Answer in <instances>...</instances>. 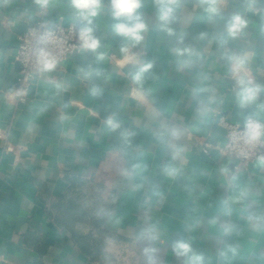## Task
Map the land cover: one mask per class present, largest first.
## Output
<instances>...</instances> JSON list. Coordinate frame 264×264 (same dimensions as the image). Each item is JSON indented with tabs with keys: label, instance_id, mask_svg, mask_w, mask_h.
Returning a JSON list of instances; mask_svg holds the SVG:
<instances>
[{
	"label": "crops",
	"instance_id": "1",
	"mask_svg": "<svg viewBox=\"0 0 264 264\" xmlns=\"http://www.w3.org/2000/svg\"><path fill=\"white\" fill-rule=\"evenodd\" d=\"M100 2V47L69 55L18 102L17 36L39 20L88 22L71 0H0V264H180V239L202 264H264V159L246 171L206 151L227 140L220 117L264 121V90L242 107L237 82L264 88V0H216L215 14L176 0L166 23L157 0H141L136 45ZM234 15L248 25L230 38Z\"/></svg>",
	"mask_w": 264,
	"mask_h": 264
},
{
	"label": "clouds",
	"instance_id": "2",
	"mask_svg": "<svg viewBox=\"0 0 264 264\" xmlns=\"http://www.w3.org/2000/svg\"><path fill=\"white\" fill-rule=\"evenodd\" d=\"M41 7L45 6L47 0H37ZM176 0H157L158 6V18L162 22H167L172 15L173 7ZM71 7L75 12V15L88 23L81 28L78 34V39L82 50L95 52L100 47V40L94 35L93 28L91 25V18L98 15L101 8L100 0H71ZM112 10L111 16L113 20L116 21L112 25V30L118 36H121L127 40L133 42V45L139 44L142 39V33L146 30L145 23L142 22L140 15L138 14V9L141 8V0H112ZM201 7L204 11L208 13H217L219 11L216 0H201ZM248 20L241 17L240 15H234L226 23V33L230 38H235L240 35L247 27ZM170 31V30H169ZM122 52L127 53L129 49L127 47L121 49ZM192 54L190 48L176 49L177 55ZM132 60V56L125 55L121 64H126ZM38 63L40 65V70L43 72H48L54 69L55 61L50 59V54L44 50L38 53ZM240 64L243 61H239ZM151 68V64H144L139 68V70L133 74L132 79L135 83H142V78L144 73H146ZM238 84L241 86L238 93V103L240 106H246L248 104L254 103L259 93L264 90L261 85L255 84L251 79L245 80L244 78L238 79ZM93 94H98L99 89L93 87ZM108 124L115 130L118 125L113 121L109 120ZM245 132L248 140L258 141L264 138V124H261L254 118H249L246 121ZM124 137L127 139L130 137V133H123ZM175 159V155L173 156ZM165 171H173L170 168H166ZM246 193L241 191L235 199H242ZM150 239H155V237H150ZM173 253L180 262V264H202L203 255L198 253L189 241L180 239L173 244ZM155 248H145L144 252L149 255L151 259V254L155 253ZM235 252V249H232Z\"/></svg>",
	"mask_w": 264,
	"mask_h": 264
},
{
	"label": "built area",
	"instance_id": "3",
	"mask_svg": "<svg viewBox=\"0 0 264 264\" xmlns=\"http://www.w3.org/2000/svg\"><path fill=\"white\" fill-rule=\"evenodd\" d=\"M79 31L74 23L55 22L47 25L39 20L17 36L16 58L20 63L16 94L18 102L26 101L30 88L46 73L40 70L38 53L41 50L48 52L50 59L55 61L54 69L59 68L69 55L82 51ZM257 121L264 124L262 120ZM219 122L226 128L227 140L223 144L208 143L206 151L212 148L232 157L238 161L236 166L243 167L246 171H249L255 161L264 159V138L250 142L245 132L246 123L231 122L223 116L219 118Z\"/></svg>",
	"mask_w": 264,
	"mask_h": 264
},
{
	"label": "rangeland",
	"instance_id": "4",
	"mask_svg": "<svg viewBox=\"0 0 264 264\" xmlns=\"http://www.w3.org/2000/svg\"><path fill=\"white\" fill-rule=\"evenodd\" d=\"M81 214V213H80ZM82 215V214H81Z\"/></svg>",
	"mask_w": 264,
	"mask_h": 264
}]
</instances>
